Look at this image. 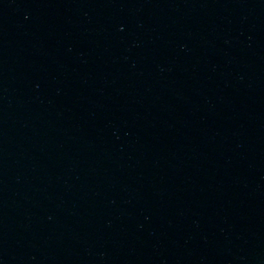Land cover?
Here are the masks:
<instances>
[{
	"label": "water",
	"instance_id": "obj_1",
	"mask_svg": "<svg viewBox=\"0 0 264 264\" xmlns=\"http://www.w3.org/2000/svg\"><path fill=\"white\" fill-rule=\"evenodd\" d=\"M0 264H264V0H0Z\"/></svg>",
	"mask_w": 264,
	"mask_h": 264
}]
</instances>
